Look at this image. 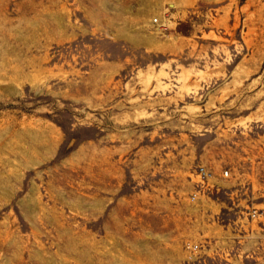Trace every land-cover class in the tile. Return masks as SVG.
Wrapping results in <instances>:
<instances>
[{
    "label": "rangeland",
    "instance_id": "obj_1",
    "mask_svg": "<svg viewBox=\"0 0 264 264\" xmlns=\"http://www.w3.org/2000/svg\"><path fill=\"white\" fill-rule=\"evenodd\" d=\"M263 152L264 0H0V264H264Z\"/></svg>",
    "mask_w": 264,
    "mask_h": 264
},
{
    "label": "built area",
    "instance_id": "obj_2",
    "mask_svg": "<svg viewBox=\"0 0 264 264\" xmlns=\"http://www.w3.org/2000/svg\"><path fill=\"white\" fill-rule=\"evenodd\" d=\"M262 158L264 159V152L262 153ZM197 174L202 182L207 181V179L210 177V173H208L206 169L203 167L198 168ZM223 176L224 178H228L230 176V171L229 170L224 171ZM262 216H264V210L252 209L249 212V217L251 219H259ZM187 249L190 250V252L195 253L198 251V246L187 245Z\"/></svg>",
    "mask_w": 264,
    "mask_h": 264
}]
</instances>
